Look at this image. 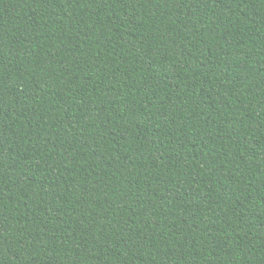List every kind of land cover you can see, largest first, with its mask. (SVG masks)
I'll return each instance as SVG.
<instances>
[{
	"label": "trees",
	"instance_id": "obj_1",
	"mask_svg": "<svg viewBox=\"0 0 264 264\" xmlns=\"http://www.w3.org/2000/svg\"><path fill=\"white\" fill-rule=\"evenodd\" d=\"M0 264H264V0H0Z\"/></svg>",
	"mask_w": 264,
	"mask_h": 264
}]
</instances>
